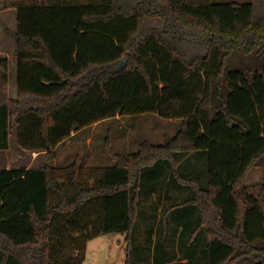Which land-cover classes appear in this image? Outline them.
I'll return each mask as SVG.
<instances>
[{
  "label": "trees",
  "instance_id": "16d2710c",
  "mask_svg": "<svg viewBox=\"0 0 264 264\" xmlns=\"http://www.w3.org/2000/svg\"><path fill=\"white\" fill-rule=\"evenodd\" d=\"M0 3L17 15L18 86L12 101L0 57V151L14 131L20 149L50 163L73 133L117 115L182 120L167 143L143 142L110 166L0 168V264H83L88 241L131 239L138 191L170 168L175 234L191 229L189 208L192 235L203 229L186 264H264V206L247 189L264 168V0ZM157 234L164 242L165 227Z\"/></svg>",
  "mask_w": 264,
  "mask_h": 264
},
{
  "label": "rangeland",
  "instance_id": "374dc122",
  "mask_svg": "<svg viewBox=\"0 0 264 264\" xmlns=\"http://www.w3.org/2000/svg\"><path fill=\"white\" fill-rule=\"evenodd\" d=\"M58 1L86 0H28L29 3L38 4H52ZM212 1L246 2L248 0ZM16 16L15 9H7L3 3H0V57L8 58L10 61L8 98L12 101L17 99ZM181 122V119H166L156 113L117 115L80 130L56 146L55 157L50 163L48 162L50 155L46 152L20 149L16 133L12 131L10 148L0 151V168H38L49 163L55 171H58L75 160L82 162L84 169L92 166H110L119 156L127 157L137 152L143 142L155 145L167 143L177 133ZM169 171L170 174L166 180L160 182L151 192L145 186L138 191L136 228L131 239L128 240L127 233H111L88 241L86 259L83 264H186L188 262L185 257L192 247L190 242L199 239L201 237L199 233L203 229H197L192 235V228L199 215L197 210L189 208V216L185 222L190 223L191 229L187 230V235L181 238L175 234L172 218L170 219L168 214L169 217H167L164 211L167 202L171 204L178 201L175 191L177 178L171 174L172 168ZM195 177L199 183L203 185L207 183L205 173H199ZM180 185H183L186 193H189L193 187L187 183ZM247 187L249 192L260 197L264 206V168L250 173ZM146 197L150 198L147 200ZM157 203L159 209L155 211ZM184 205L178 206L176 216H180L186 209ZM164 227L165 240L161 242L157 231ZM245 257H247L246 254L240 256L239 262H242Z\"/></svg>",
  "mask_w": 264,
  "mask_h": 264
},
{
  "label": "crops",
  "instance_id": "0c3cea01",
  "mask_svg": "<svg viewBox=\"0 0 264 264\" xmlns=\"http://www.w3.org/2000/svg\"><path fill=\"white\" fill-rule=\"evenodd\" d=\"M16 59H17V58H16ZM16 65H17V60H16ZM16 90H17V91H16V94H17V97H16V98H18V86L16 87ZM82 130H83V129H82ZM78 132H80V131H78ZM75 133H77V132H75ZM75 133H73L72 136H74Z\"/></svg>",
  "mask_w": 264,
  "mask_h": 264
}]
</instances>
